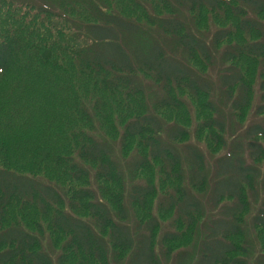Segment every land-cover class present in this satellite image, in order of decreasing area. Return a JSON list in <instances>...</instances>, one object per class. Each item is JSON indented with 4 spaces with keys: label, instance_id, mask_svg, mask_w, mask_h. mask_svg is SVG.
<instances>
[{
    "label": "trees",
    "instance_id": "trees-1",
    "mask_svg": "<svg viewBox=\"0 0 264 264\" xmlns=\"http://www.w3.org/2000/svg\"><path fill=\"white\" fill-rule=\"evenodd\" d=\"M53 1L0 0V79L16 74L30 92L67 89L64 104L91 124L96 100L79 93L76 69L113 96L153 103L125 122L119 141L89 125L71 132V155L31 149L32 160L20 158L30 174L10 167L15 149L0 141V264H264L254 243V231H264V0H151L152 12L138 7L142 19L86 0L91 22L64 13L77 0ZM206 15L229 22L207 26ZM237 34L242 41H232ZM241 59L260 66L257 83L234 65ZM179 91L205 112L196 130L221 151L212 163L188 129L157 112L179 111ZM255 95L260 122L243 126ZM99 101L93 111L110 120ZM155 164L160 192L143 174ZM151 199L161 218L174 214L175 231Z\"/></svg>",
    "mask_w": 264,
    "mask_h": 264
},
{
    "label": "rangeland",
    "instance_id": "rangeland-1",
    "mask_svg": "<svg viewBox=\"0 0 264 264\" xmlns=\"http://www.w3.org/2000/svg\"><path fill=\"white\" fill-rule=\"evenodd\" d=\"M37 1L39 0H25L26 3L30 4L36 3ZM63 1L66 0H54L53 2L63 4L65 3ZM96 1V4L103 7L105 11L117 12V10H120V12H124L125 15H128L131 19H142L143 12L138 8L140 7L144 11L142 4L146 6L149 11H153V3L151 2V0ZM87 5H89V2L86 3V0H77V4L65 10L64 13L77 21L85 20V22H91L93 20V16L95 17V15L91 14V9L87 10ZM22 10H25V8ZM18 15L19 12H14L10 17L15 18ZM204 22L207 26H219L224 25L229 21H222L215 18V16L206 15L204 17ZM240 40H243V36L237 34L232 41L240 42ZM250 63V60L241 59L237 60L234 65H237L241 70H244V73L246 72L247 74L249 73L251 76H253L254 82L257 83L259 81H257L259 72H261L260 66ZM223 68L224 67L219 62L216 65L215 70L217 72V70H222ZM74 71L76 72L73 75L74 79L79 83V85L82 86L81 88H78L79 93L82 94L87 91L86 93H84L85 99H90L92 101L96 100L95 103H91L90 105L92 113L94 114L92 124L90 120L89 122L88 120H84L82 117H75V114H73L70 107V102L66 105L64 104V101L68 97L69 90L67 89L52 88L45 90L40 84L33 92H30L26 90L24 91L26 87L20 86L18 84V80L20 78L16 74H13L11 77L6 79H0V120L1 116L3 115L4 118H6V122L4 121L0 123V141H5L6 145H9L10 147H13L15 149V153L13 155L14 161L10 165L13 170L30 174L33 168L24 164L25 160L24 163H22L20 161V158L24 156L28 159H31L29 156L30 150L41 145H45V151L51 150L54 153L61 152L63 155H71L73 148L77 145V140L75 142L70 138L71 132L74 131V129L76 131V129L79 127L82 128L85 126L94 125V132L98 135L104 134L106 137L109 136L112 138H118L116 141H119L125 122L135 113L144 112L145 107L147 105L149 106V103H153V99L151 97H148L145 101H142L139 99L125 98L123 94L113 96L107 91L101 89L98 85L97 87H94L92 78L90 79L88 76H84L77 69ZM210 72L213 73L212 68ZM57 77L58 76H55V74L52 73V78L57 80ZM52 78H40V76H36L33 80H51ZM27 79H30V76L27 77ZM152 82L155 83L154 81ZM151 84L152 83H150V85ZM157 92L159 94L162 93V89H157ZM177 94L179 97L183 98L184 101V105L179 111L164 108L157 110V112L164 120H166V122H177L178 124L183 125L186 129H188V140L204 149L208 157V162H214V159L212 157H216V155L221 151H219L217 154H214V146L210 144V140H208L206 138V135L204 134L201 138H198L196 130V125L199 121H201V116H203L205 112L198 107L197 103L194 102V99H191L188 96V93L179 91ZM102 97L106 99L108 107H110V120H101L96 116V113L92 109L93 106L98 108V106L102 104V102L99 101V99H101ZM258 100V97L255 95L253 98V106H251L247 114V118L243 123V126L255 122H260L255 116L254 111V106L256 105V103H258ZM240 126L241 124L235 120L234 130H238ZM27 162L29 163V161ZM262 164L264 170V160L262 161ZM157 165L158 164H155V171H153V173L144 172L143 174L146 178L151 179L156 184V186H158V191L160 192L162 191V189H164V185L160 180ZM92 181L95 185L104 184L102 181L98 182L94 178L92 179ZM79 184L80 186L88 185L89 187H91V178L88 180V182H81ZM101 198L104 199L103 196ZM151 201L153 212L161 218V212L157 208V200L151 199ZM215 211L216 209L208 207V212H210L211 215ZM74 215L87 220L91 219L87 212L75 213ZM161 219H164V222L167 223L166 227H169L170 230H176L177 220L175 219L174 214H171L167 217L163 216ZM31 231L35 232L33 226H31ZM197 235L195 234L193 241L194 243L198 242L197 244H199V237H197ZM254 237L255 251L262 253V251H264V231H254ZM158 240H160V238H158ZM159 243L161 245V241H159ZM196 245L193 247V245L188 244L189 251L191 253L194 251V249L197 248ZM184 246H187V244L178 245L179 249ZM48 249H51L52 251L55 250L56 253L61 252L59 246H54L50 244V242L48 243ZM172 261L169 264H179L175 261ZM250 264L254 263L250 261Z\"/></svg>",
    "mask_w": 264,
    "mask_h": 264
}]
</instances>
